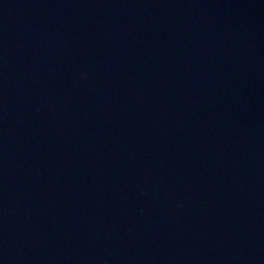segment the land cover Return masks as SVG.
Here are the masks:
<instances>
[{"label": "water", "instance_id": "95a60500", "mask_svg": "<svg viewBox=\"0 0 264 264\" xmlns=\"http://www.w3.org/2000/svg\"><path fill=\"white\" fill-rule=\"evenodd\" d=\"M0 264H264V0H0Z\"/></svg>", "mask_w": 264, "mask_h": 264}]
</instances>
